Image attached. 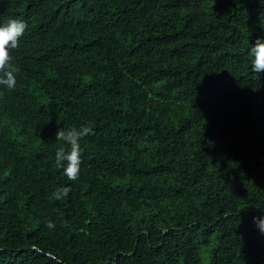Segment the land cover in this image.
Returning a JSON list of instances; mask_svg holds the SVG:
<instances>
[{"label": "trees", "instance_id": "obj_1", "mask_svg": "<svg viewBox=\"0 0 264 264\" xmlns=\"http://www.w3.org/2000/svg\"><path fill=\"white\" fill-rule=\"evenodd\" d=\"M12 19L0 264H264V0H0ZM81 126L70 181L56 134Z\"/></svg>", "mask_w": 264, "mask_h": 264}, {"label": "clouds", "instance_id": "obj_2", "mask_svg": "<svg viewBox=\"0 0 264 264\" xmlns=\"http://www.w3.org/2000/svg\"><path fill=\"white\" fill-rule=\"evenodd\" d=\"M27 28V23L19 19H12L6 25L0 26V87L9 91L15 89L19 71L12 53L20 46ZM250 55L253 57L252 71L264 73V38L256 40L250 49ZM90 134H94L93 129L87 126L67 130L61 128L56 134V140L61 141L62 145L56 151L55 164L63 169L64 175L70 181H77L80 177L84 162L80 141ZM69 191L68 188L60 187L55 190L54 196L56 199H63L68 196ZM253 222L264 233V218L253 217ZM46 226L54 229L55 223L49 220Z\"/></svg>", "mask_w": 264, "mask_h": 264}]
</instances>
